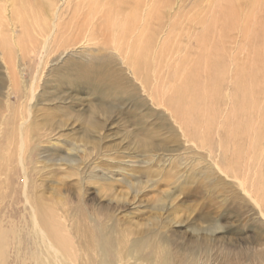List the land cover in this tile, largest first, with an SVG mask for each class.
<instances>
[{
    "label": "bare ground",
    "instance_id": "bare-ground-1",
    "mask_svg": "<svg viewBox=\"0 0 264 264\" xmlns=\"http://www.w3.org/2000/svg\"><path fill=\"white\" fill-rule=\"evenodd\" d=\"M185 4L68 0L60 11L56 0H0V191L13 187L20 170L32 204L26 161L55 128L38 120L40 86L23 83L17 60L18 53L26 61L44 50L53 32L50 76L62 77L59 85L89 87L111 94L118 105L167 117L185 145L208 152L210 173L235 183L264 218V0H207L184 13ZM211 5L215 10L207 12ZM80 44L85 46L77 52ZM5 76L21 92L16 108ZM31 210L38 243L29 259L35 264H168L169 242L132 244L99 213L78 207L66 219L45 201ZM22 246L17 232L0 227V264H16Z\"/></svg>",
    "mask_w": 264,
    "mask_h": 264
},
{
    "label": "rangeland",
    "instance_id": "rangeland-1",
    "mask_svg": "<svg viewBox=\"0 0 264 264\" xmlns=\"http://www.w3.org/2000/svg\"><path fill=\"white\" fill-rule=\"evenodd\" d=\"M56 1L64 11L68 0ZM175 3L173 13L179 10ZM194 4L206 6L207 0H186L183 12ZM214 10L213 5L206 9ZM45 42L47 50L26 61L18 53L17 60L23 83L40 86L38 120L55 130L26 161L32 204L20 184V170L13 174V187L0 191V227L17 232L23 242L16 264H35L29 259L36 255L38 243L32 234L31 205L44 201L66 219L78 207L99 213L132 244L141 239L169 242L168 264H264V218L235 183L210 173L208 152L185 145L178 127L165 116L118 105L111 94L89 87L59 85L62 77L50 76L53 32ZM84 46H76L77 52ZM4 78L16 108L21 92L10 77ZM44 91L51 95L44 98ZM94 120L99 127L94 128ZM14 256L12 252L10 263Z\"/></svg>",
    "mask_w": 264,
    "mask_h": 264
}]
</instances>
